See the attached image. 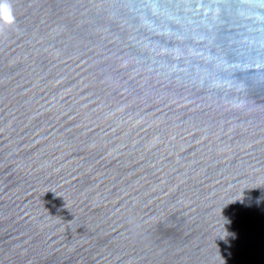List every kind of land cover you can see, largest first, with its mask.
Masks as SVG:
<instances>
[{
    "label": "water",
    "instance_id": "obj_1",
    "mask_svg": "<svg viewBox=\"0 0 264 264\" xmlns=\"http://www.w3.org/2000/svg\"><path fill=\"white\" fill-rule=\"evenodd\" d=\"M0 7V264H264V0Z\"/></svg>",
    "mask_w": 264,
    "mask_h": 264
},
{
    "label": "clouds",
    "instance_id": "obj_2",
    "mask_svg": "<svg viewBox=\"0 0 264 264\" xmlns=\"http://www.w3.org/2000/svg\"><path fill=\"white\" fill-rule=\"evenodd\" d=\"M0 7L6 10L5 16H7V20L9 22V26L15 23L14 13L11 9V5L8 3V0H0Z\"/></svg>",
    "mask_w": 264,
    "mask_h": 264
},
{
    "label": "snow or ice",
    "instance_id": "obj_3",
    "mask_svg": "<svg viewBox=\"0 0 264 264\" xmlns=\"http://www.w3.org/2000/svg\"><path fill=\"white\" fill-rule=\"evenodd\" d=\"M5 18H7V16H5Z\"/></svg>",
    "mask_w": 264,
    "mask_h": 264
}]
</instances>
